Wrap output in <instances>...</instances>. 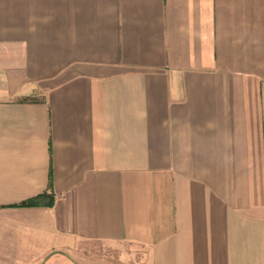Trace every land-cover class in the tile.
<instances>
[{
	"label": "crops",
	"instance_id": "0c3cea01",
	"mask_svg": "<svg viewBox=\"0 0 264 264\" xmlns=\"http://www.w3.org/2000/svg\"><path fill=\"white\" fill-rule=\"evenodd\" d=\"M0 264H264V0H0Z\"/></svg>",
	"mask_w": 264,
	"mask_h": 264
},
{
	"label": "trees",
	"instance_id": "16d2710c",
	"mask_svg": "<svg viewBox=\"0 0 264 264\" xmlns=\"http://www.w3.org/2000/svg\"><path fill=\"white\" fill-rule=\"evenodd\" d=\"M51 193H47V192H43L35 197H32L30 199H27L23 202H21L19 205L20 206H35V205H39V204H43V205H51L53 202V196L50 195ZM47 198V201L43 202L42 199Z\"/></svg>",
	"mask_w": 264,
	"mask_h": 264
},
{
	"label": "rangeland",
	"instance_id": "374dc122",
	"mask_svg": "<svg viewBox=\"0 0 264 264\" xmlns=\"http://www.w3.org/2000/svg\"><path fill=\"white\" fill-rule=\"evenodd\" d=\"M110 260H112V259H110Z\"/></svg>",
	"mask_w": 264,
	"mask_h": 264
}]
</instances>
